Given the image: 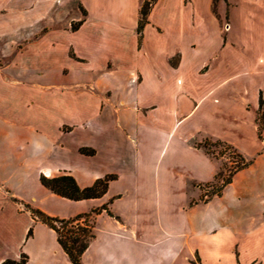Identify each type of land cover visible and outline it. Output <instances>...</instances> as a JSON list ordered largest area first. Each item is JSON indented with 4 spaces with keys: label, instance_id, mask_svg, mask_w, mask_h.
Wrapping results in <instances>:
<instances>
[{
    "label": "crops",
    "instance_id": "1",
    "mask_svg": "<svg viewBox=\"0 0 264 264\" xmlns=\"http://www.w3.org/2000/svg\"><path fill=\"white\" fill-rule=\"evenodd\" d=\"M143 1L112 2L113 17L100 23L82 2L87 16L76 29L32 26L44 30L28 43L33 76L18 67L24 47L0 66L8 100L0 110V222L22 223L0 263L25 254L24 264H72L31 210L69 218L103 206L83 264H264V0H207L209 26L193 0H177L176 10L173 0H156L138 29ZM156 12L168 22L154 20ZM236 14L251 45L229 34ZM24 32L0 26V42L20 43ZM5 42L0 58L14 45ZM24 80L33 87H20ZM201 137L256 155L207 200L202 187L220 163L194 143ZM61 175L80 188L112 178L101 196L73 200L41 183Z\"/></svg>",
    "mask_w": 264,
    "mask_h": 264
},
{
    "label": "rangeland",
    "instance_id": "2",
    "mask_svg": "<svg viewBox=\"0 0 264 264\" xmlns=\"http://www.w3.org/2000/svg\"><path fill=\"white\" fill-rule=\"evenodd\" d=\"M118 1L119 0H19V2H17V0H14L12 5L10 6H5L3 3V5L0 8V26H25V32H24L25 36H24V41H21L20 43L14 40L12 41V39L15 38L12 36L3 38L2 40L3 42H0V44L4 45L6 44L5 41H7L9 44H14V45L13 47L7 48L8 54L6 57L0 58V66L5 65V63L9 62L20 47H24V49L26 50L25 53L18 58L20 62L18 67L20 69V73L23 74L24 78L27 79V77H30L31 73L33 76L34 74L33 71L35 70L36 66L34 65V61H33V48L32 46H28V43H31L33 39L38 35H40L44 30L41 31L33 30L32 26H41L42 28L43 27L48 28L49 26L69 28L71 25H74L78 20L84 19L87 16V12L84 11L85 10L84 5H82L83 3L86 4V6L90 9L91 11L90 17L92 21L100 23L102 20L112 16V13H109V11H111V9L115 7L114 4L111 3L112 2L116 3ZM193 1L195 3L197 16L202 18L203 21L202 26H209V20L205 15L207 14V3H206L207 0H193ZM171 5H172V9L176 10V8H178L181 5V1L178 2V6H177V0H173L171 2ZM38 9H40V12L38 11ZM162 15L164 19L163 17L161 18ZM182 16L184 17L185 20L182 26H186L185 22L189 21L191 18V12H189L188 7L185 9ZM153 19L156 21H159V19L164 20L162 21L163 23H165V21L168 22V19L165 18L164 13L162 14L161 12H156ZM218 23L219 26L222 27V30L225 31L227 28L226 26L227 21L224 18V16L219 18ZM104 24L101 25L104 26ZM232 26H233L232 31H230L229 33L230 36L233 37L236 36L240 40L246 42L250 41V39H253L252 32L247 31V26H245L242 23V14L241 17L238 14H236V16L234 15V21ZM253 26H257L256 23L253 24ZM253 41L254 39L250 41L249 44L251 45ZM71 52L72 49L70 48L69 53L71 54ZM57 55L59 59L64 58V52L62 51L57 53ZM24 81H25L24 85H21L20 87H23L24 89L33 87V84L27 82V80ZM84 82H88V84H86V86L82 85L81 86L82 88L89 87L90 86L89 83H93L92 80L89 79L85 80ZM75 90L76 89H74V91ZM6 91L7 90H3V88H1L0 86V110L3 109L4 105L8 104L7 98L3 97V95L4 96L7 95L5 94L7 93ZM18 91L16 90V92ZM8 94H12L11 91H9ZM261 97L264 98V91L261 92ZM23 98H24L23 103L30 105L29 110L31 111L32 108L31 99L28 98V96L25 94H23ZM263 113H264V102L261 104V107L258 110L257 122L260 125L264 123ZM187 128L188 127H186V129ZM263 132L264 131L261 128L260 130V133L262 135L261 141H263V143H262V148L261 150H259L258 154L264 153ZM215 141L216 140L211 138L201 137V139L194 142L195 144L200 143V146L201 147L203 146V148L209 151L208 152L209 155L220 163L218 169L219 172L218 178L213 180L210 184L206 185L205 187H202L203 188L202 198L204 200L210 199L215 196V195L210 196V193L213 190V188L219 186L222 183V180L225 177H227L235 167H237L242 162H247L248 165L249 163L254 161V158H256V155L253 158H248L247 155H244L241 152H239L234 146L233 147L235 149L227 147L222 143L221 144L215 143ZM236 152L240 154L241 158L236 154ZM21 233H22L21 222L19 223L10 222V221L0 222V257L3 255L6 249L8 250L14 248L13 246L14 244H17V241L20 238Z\"/></svg>",
    "mask_w": 264,
    "mask_h": 264
},
{
    "label": "trees",
    "instance_id": "3",
    "mask_svg": "<svg viewBox=\"0 0 264 264\" xmlns=\"http://www.w3.org/2000/svg\"><path fill=\"white\" fill-rule=\"evenodd\" d=\"M155 0H144L139 14L138 29L141 28L147 21V14L153 5ZM81 24V21L76 22L72 25L73 29ZM262 104V103H261ZM261 107V105H260ZM264 115V113H263ZM261 128V125L259 126ZM218 144H224L221 141H215ZM227 147L232 148L228 144H224ZM235 151V150H234ZM236 154L241 158L240 154ZM247 165V162H242L237 167H235L230 174L222 180V183L213 188L210 196L220 195L222 189L232 180V176L242 168ZM219 176V172L216 173L215 179ZM112 178L111 175L105 176L104 178L98 179L91 186L80 188L75 179L70 175H61L52 178H47L41 176V183L50 189L52 192L59 194L61 196L80 200L84 198H93L101 196L107 186L108 180ZM105 207L94 208L87 213H82L69 218H57L49 216L46 213L38 210L32 209V215L42 222L46 223L51 227L57 234V241L67 254L70 262L72 264H83L82 254L88 247L90 241L94 238V215L97 214L101 209ZM32 228L28 230L27 235H30ZM26 261V255L21 254L19 259L6 258L0 264H24Z\"/></svg>",
    "mask_w": 264,
    "mask_h": 264
}]
</instances>
